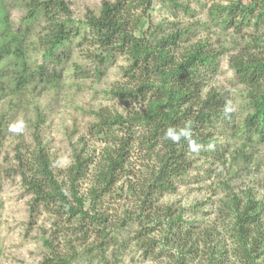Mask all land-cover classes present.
Listing matches in <instances>:
<instances>
[{
  "label": "rangeland",
  "instance_id": "1",
  "mask_svg": "<svg viewBox=\"0 0 264 264\" xmlns=\"http://www.w3.org/2000/svg\"><path fill=\"white\" fill-rule=\"evenodd\" d=\"M1 1L11 21L19 22L23 7L18 1ZM66 1L72 23L77 25L87 15H97L103 0ZM178 1L189 3L190 11L175 9L168 1L151 0L146 9L148 22L144 29L148 31L151 26L156 29L150 36V41L156 43L170 32H181L180 28L190 26L191 31L175 49L176 56L198 42L216 50L215 70L205 72L202 91L203 94L210 89L221 91L228 98L232 111L229 120L218 122L212 130L210 145L209 141H203L201 147L189 153L188 167L176 181L175 189L162 195L156 205L161 213L168 207L172 215L180 214L188 224L184 227H195L191 239L186 240L183 253L171 243L164 245L162 237L168 233L163 224L153 223L156 229L148 237L154 243L149 245L136 231L137 222L119 227L125 214L135 210L137 205L133 188L139 190L141 180L152 167L151 160L136 146L127 147L128 157L123 167L126 172L121 171L109 190L97 198V202L88 194V190L96 186L91 178L93 172H89L105 147L96 136L94 124L99 122L98 113L108 110L112 115L118 113L125 117L124 108L131 106L142 110L144 104L131 96L124 105L110 94L120 87L123 89L126 83L134 86V81L126 78L124 71L130 64L127 56L116 53L109 62L97 63L93 52L99 49L90 44L88 38L76 36L69 46L59 50L58 55H67L68 59L59 60L57 69L62 73L56 85L37 78L17 93L8 88L0 93V264H43L46 258L53 257L52 251L71 256L69 264H208L212 251L223 247L220 244L223 243L227 250L232 246L228 221L233 217L232 213L227 214L232 198L240 203L252 198L264 204V141L244 142V136L236 133L246 113L245 90L229 66L230 55L254 33V29L252 26L222 28L213 20L209 9H219L218 6L227 4V0ZM141 11L136 8L130 13ZM38 29L37 25L32 28L28 45L31 68L44 64L41 50L34 41ZM49 64L53 66L52 62ZM0 68L8 67L1 62ZM0 80L7 84L5 78ZM38 141L49 155L51 169L59 180L73 165L76 154L92 162L85 177L73 185L76 197L82 200V209L87 211L81 234L80 231L74 233L79 230L77 217L70 219L68 213L59 208L56 211L52 207L50 212L42 204L35 205L22 184L20 169ZM66 188L71 189L67 185ZM67 189V199L75 204ZM261 208L264 218V205ZM99 213L114 223L115 231L107 237L116 240L115 244L111 241L105 245L103 260L95 257L94 247L99 241L93 232L95 216ZM204 228L205 236L196 234ZM189 247L191 251L187 250ZM86 249L91 252L86 254ZM227 252L216 254L218 260L213 262L242 264ZM180 258L183 259L179 263Z\"/></svg>",
  "mask_w": 264,
  "mask_h": 264
},
{
  "label": "trees",
  "instance_id": "2",
  "mask_svg": "<svg viewBox=\"0 0 264 264\" xmlns=\"http://www.w3.org/2000/svg\"><path fill=\"white\" fill-rule=\"evenodd\" d=\"M15 1L23 7V15L17 23L11 21L0 0V64L3 62L8 67L0 68V79L5 78L7 83L0 80V93L5 88L17 93L37 78L56 85L62 73L57 69L59 60L68 59L64 54L59 56V50L69 46L76 36L88 38L90 44L99 49L93 52L97 63L109 62L116 53L127 56L130 64L124 71L126 78L134 81V86L126 83L123 89L120 87L110 94L124 105H127L126 99L136 97L144 107L142 110L131 106L124 108L125 117L118 113L112 115L108 110L98 113L99 122L94 124L96 136L105 143V147L103 155L89 172H93L91 178L96 186L90 188L88 194L97 202V198L116 182L121 171L123 174L126 172L123 167L128 157L127 147L136 146L151 160L152 167L141 180L139 190L133 188L137 205L135 210L125 214L119 227L137 222L139 228L136 231L149 245L153 239L148 235L156 229L153 223L163 224L168 233L162 237L164 245L171 243L175 249L178 246L179 253H183L186 240L191 239L195 233L192 228L195 227H184L188 224L180 214L172 215L168 207L161 213L156 205L162 195L175 189L176 181L188 167L189 153L201 147L203 141H209L210 145L211 132L217 123L231 118L232 111L225 94L213 89L205 94L202 91L205 72L215 70L217 51L198 42L176 56L175 49L191 31L190 26L180 28L181 32H170L152 43L150 36L156 29L152 26L148 31L144 29L148 22L146 9L151 0H103L97 15L89 14L77 25L72 23L66 0ZM160 1H168L182 12L190 11L187 2ZM136 8H141V13L131 14ZM218 8H210L209 11L222 28L252 26L254 29V33L249 34L248 39L230 55L229 66L245 90L246 113L236 133L244 136V142L261 143L264 141V0H227V4ZM36 25L39 29L34 41L41 50L44 64L31 68L27 58L28 45L32 28ZM19 160L23 161L21 157ZM26 160L20 176L23 186L32 196V202L42 204L50 212L52 207L55 210L59 208L68 213L70 219L77 217L79 230L74 233L80 231L81 234L86 225L87 211L82 209V200L76 197L73 185L85 177L92 163L90 158L76 154L73 165L62 174L61 180L51 169L49 155L40 142ZM66 189L69 193L71 191L75 204L67 199ZM262 205L252 198L241 203L232 198V205L227 209V214L232 213L233 217L231 222L228 221L232 246L229 251L223 243L220 244L223 247L212 251L208 264H215L213 261L218 260L216 254L223 250L232 253L242 264H264ZM95 218L93 232L99 240L94 246L97 250L95 257L103 260L105 245L111 241L116 243L112 236L107 237L115 231L114 223L102 213ZM205 230L196 234L205 236ZM44 242L49 245L48 240ZM86 250V254L91 252ZM187 250L192 249L189 247ZM51 253L53 257L46 258L48 260L43 264L70 263L71 256Z\"/></svg>",
  "mask_w": 264,
  "mask_h": 264
}]
</instances>
